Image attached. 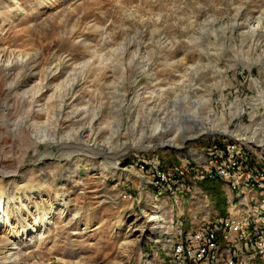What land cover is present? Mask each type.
Instances as JSON below:
<instances>
[{"label": "rangeland", "instance_id": "1", "mask_svg": "<svg viewBox=\"0 0 264 264\" xmlns=\"http://www.w3.org/2000/svg\"><path fill=\"white\" fill-rule=\"evenodd\" d=\"M236 18L241 23L240 31L248 30L247 23H257L258 18L264 24V0H0V51L32 53L39 49L37 70L43 75L55 58L66 59L67 73L59 80L54 78L55 83L66 79L74 68L78 70L93 56L115 53L120 43L130 39L141 40L144 50L155 52L149 67L153 76L135 75L132 71L136 69L127 65L132 71L127 70L124 77L109 68L99 77L93 72L79 78L74 92L68 89V96L63 94L62 101L57 97L51 102L49 122L45 113L38 112V105L46 102L44 96L30 114L26 99L14 95L6 98L0 91V103L8 99L11 107H6L4 113L0 111V120L9 125L8 130L14 135L12 139L2 140L0 146L4 149L0 173H8L7 177L0 174V191L17 199L9 212L10 222L15 229L24 228L33 219L36 222L52 211L41 239L28 237L14 248L6 235L0 237V264H145L139 248L151 264H158L159 259L163 264L171 263L170 253L166 251L157 258L149 256L152 246L167 240L165 234L152 235V226L145 227L144 235L138 230L147 220L145 212L150 211L152 202L166 199L164 192L152 183V170H140V160L159 155L161 167L162 163L168 165L178 160L205 165V150L222 144L239 153L242 149L244 152L240 154H254L255 158L264 160V151L258 144L239 141L227 133L202 134L188 140L182 148L163 146L157 140L149 144L153 124L160 120L165 125L168 117L178 113L171 100L180 92L197 100V104L212 95L210 107L204 102L200 108L204 116L212 108L219 117L222 109H226V121L220 122L217 115H210L211 120L219 121L221 128L227 123L230 130L247 127L242 129L245 133L253 125L252 108L246 106L241 117L232 118L234 109L230 107L239 97L249 100L258 96L251 78L264 86V63L247 65L234 56L231 44H240L242 38L223 35L222 26L237 29L232 25ZM259 37L264 41V35ZM161 38L177 43L178 49L170 52L160 48ZM191 38H197L196 43H191ZM137 47L132 40L128 54L123 56L125 61ZM220 52L218 60L216 54ZM185 54V62L190 66L196 65L200 54L202 64L206 65L199 74L193 71L189 76L192 81L187 82L191 86L186 88L181 83L186 77L181 74L189 65H177L175 70L163 65L165 56L173 60ZM159 90L167 100L162 112L155 106L158 101H154ZM52 92L48 88L45 94L48 97ZM65 99L69 104L63 108ZM177 106L185 109L183 104ZM138 114L140 120L134 124ZM33 120L44 124L46 133H50V139L44 138L40 147L36 145L40 139L37 142L27 136L21 139V134L14 132L21 126L25 131ZM212 124L209 122V126ZM89 126L95 131L91 134V151L82 140L74 139L82 132L87 139ZM260 136L264 138V131ZM194 152L201 154V159ZM86 154L94 159L88 164L77 162ZM177 165L180 164L165 170ZM128 168L139 171L147 182H140L132 175H120V171ZM196 169L195 164L185 168L197 177ZM201 178L206 177L201 175ZM36 191H41V195L36 198L27 195ZM24 194L28 198L18 197ZM18 208L22 210L17 211Z\"/></svg>", "mask_w": 264, "mask_h": 264}, {"label": "bare ground", "instance_id": "2", "mask_svg": "<svg viewBox=\"0 0 264 264\" xmlns=\"http://www.w3.org/2000/svg\"><path fill=\"white\" fill-rule=\"evenodd\" d=\"M247 18H249V17H247ZM240 19H242V18H240ZM232 20H234V19H232ZM234 21H235V23H233L232 25L235 27L237 26L238 27L237 29L236 28L232 29V27H228V26L227 27L222 26L223 35H227V36L229 35L230 37L232 35L233 36L236 35L237 37L242 38L240 41V44H237V43H235L234 45L231 44L234 56L241 58L243 61L248 63L247 65H253V64L263 65L262 63H264V41L262 39L260 40V37H259L260 34L264 35V24L262 23L261 18L260 19L258 18V22L256 21L257 23H255L254 21H251V20H250L251 22H248V23L246 22L247 26H248V30H246V31H240L241 23L238 22L237 18ZM204 31H206V30H204ZM213 34L219 36L217 31H213ZM132 40L134 42H136L138 47H137V49L132 51L133 53L130 57H129V55H127L129 57V59L125 61L123 56L129 51V45L132 43ZM132 40L130 39L128 42H124L122 44L120 43L119 46L114 49V50H116L115 53L113 51L110 55L93 56L92 60H88V61L83 62L82 66L78 70L74 68L73 69L74 72L69 73V75L66 77V79H62L60 83H55V81L53 79L55 78V79L59 80L66 75L67 72H66L65 66H64L65 64H67L66 59H64V58L62 59V57L55 58L54 64H52L51 66L46 68V69H48V71L47 70L44 71V75H43V73L40 70H37L38 66L40 65V63L38 61V59H39V53L38 52H40V51H38L39 49L35 52H32V53L25 52L24 50L19 51L18 53H13L10 51H9L10 53L7 51H0V91H1V93H4L6 95V98L14 95V96H18L20 98L26 99V101L30 103V105H29V108H30L29 113L30 114L32 112L31 110H34L35 105L39 103V98L44 96V99H46V102L38 105V107H39L38 112H41L42 114L45 113L48 117L47 120L49 122L51 119V115L48 111H50L52 109V105H51L52 103L51 102H53L55 99H57V97H58V99L61 97V101H62V95L63 94L67 95V92L69 90H71V92L72 91L74 92V90L76 88V84H75L76 81L79 78L83 77L84 75H86L85 76V78H86V77H88L87 76L88 74L95 72L96 77H99V75L102 73L104 74L107 69L113 68L115 70L114 73L115 72L120 73L121 76L124 77L128 71H132V70H129L130 68L127 69V67H128L127 65H130L129 67H131V69L132 68L136 69L135 71L134 70L132 71V72H134L135 75L139 74L138 76H140L142 74H147L148 76H153L154 73L149 69V67H150V62L153 59V56L155 55L154 54L155 52L152 51L153 49L152 50L149 49L151 52L146 51L147 48L144 50L145 45L143 44V42L141 40H136V38L132 39ZM199 40H201V36L199 37ZM196 41H197V38H191L190 39L191 43H193V42L196 43ZM158 45L160 48H162V47L167 48V50L170 52L176 51L178 49L177 43H175V42H173L167 38L166 39L161 38L159 40ZM221 49H222V47H221ZM203 50H201V51H203ZM204 52H205V50H204ZM186 54H185V56L183 55L181 58H176V59L174 58L173 60H168L169 58H167V56H165L166 59H164L163 65H165V67L171 68L172 70H175L177 65L178 66L179 65L185 66V64L188 63V62H185ZM201 55L202 54H200V58L197 59L198 62L195 63L196 64L195 66H190L189 64H187L189 66L185 67L184 73L183 74L180 73L183 76V78L186 77L181 82L185 88L191 86L187 82L192 81L189 78V76L193 73V71L195 72V74H199L200 70H203L206 68V65L202 64V58L203 57ZM187 56H188V54H187ZM216 56H218V60H219L221 58V52L217 53ZM191 64H193V63H191ZM41 70H42V68H41ZM43 70H45V67ZM176 72H177V70H176ZM138 76H136V78ZM251 79H252L253 85L255 86V88L257 90L258 96L257 97H255V96L251 97L249 100L247 97H244V98L239 97L236 99V101H234L232 103V105L230 107V109H234V111L231 112L232 118L241 117L246 112V106H249L250 108H252L250 113H251L252 120H254V121H253V125L248 127L247 132L243 133V131H242V129L247 128V127L235 129V130H230L229 126L227 125L228 124L227 122H226L227 124H225L226 126H223L221 128L219 125V121L215 122L216 121L215 119L211 120L210 115L211 116L217 115L220 122L226 121L225 120L226 119V109H224V108L221 111V117H219V115H218L219 113H216L212 108L209 111L211 114L209 113L206 116L202 115L203 109H201L202 108L201 104L204 102H207L206 104L210 107V104H212V95H210L209 97H207L203 100H200V102H198V104H197V102H196L197 100H192V97L186 96L182 92H180L179 94L176 93V95L174 96V99L171 100L172 104L176 106L175 111H177L178 113H175V115H171L170 117H168L166 119L165 125L162 124L163 121H160V120L156 121V122L154 121L155 123L153 124L152 130L149 133V136H150L149 137L150 139L148 138L149 144L152 142H155V140H157V141H159L160 145L162 144L163 146L167 145V146H172V147H176V148L177 147L182 148V147H184L185 143L188 140H190L192 138H196L202 134H216V133L226 134L227 133V134L234 136L239 141H242V142H245L248 144H250V143H252V144L255 143L256 145L258 144L257 146L260 147L264 151V138H262L260 136L261 132L264 131V118H263V114H264V86L262 85V83L259 80L254 79V78H251ZM120 82L121 81H119V83ZM48 88H51V90H53V92H52V94L48 95V97H47L45 93L48 92ZM71 92H70V94H71ZM158 93L159 94L154 97V101H158V105H155V106L160 108L159 111L162 112V110L164 109L163 103L166 102L167 100L164 97L165 93H163V91L159 90ZM58 95H60V96H58ZM72 95L73 94H71L70 97ZM167 99H168V97H167ZM221 100L224 101V97L222 94H221ZM4 102L0 103V111L2 113L5 112L6 107H9V109L11 108L10 107V100L6 99ZM68 104H67V101L65 99L61 105L63 106V108H66V105H68ZM179 104H183L185 109L181 110L179 108V106H177ZM144 105H149V104H144ZM255 109H260V110L256 111ZM163 114L165 115V117H167V113H163ZM4 116L5 115L3 114V117ZM69 116H67V117H69ZM55 119L58 120V116ZM68 119H70V118H68ZM138 119H139V114L137 115V118L134 121V124L139 122L140 119L139 120ZM1 120H0V146H1L2 140L7 141V138L12 139L11 136H14L11 133L12 131L8 130L9 125L5 124V122H2ZM33 121L29 125V127H26L25 131H24V128L21 126V127H19L20 129L16 128L14 132L19 133L18 135L21 134V136H19L21 139L25 138L26 136L30 137L31 140H33V141L36 140V142H37V139H40L41 142L36 143L37 147H40L41 143L44 142L43 139L45 138L47 140V136L49 138L50 133L49 134L46 133L47 131H45V130L47 129V127L44 124H41V123L39 124L38 122H36V121L33 122ZM183 121H185V122H183ZM198 121H200V124ZM209 122H213V124L209 126ZM191 123L193 125H191ZM197 124L199 126L198 128H197ZM108 125H110V123ZM135 126H132V127H135ZM173 127H174V129H171ZM240 127H242V125ZM93 132H95V131L92 129V127H90L89 131L86 133L87 139L84 138V135H85L84 132H82L81 134L78 135V137H77L78 139L75 137H74V139H76L77 141L82 140L85 144V147L87 146L88 149H90V151H91L92 147L90 146V143L92 141L93 135H91V134ZM141 135H144V133H142ZM142 137L144 138V136H142ZM54 139H56V136ZM178 141H182V142L179 143ZM156 145L158 146V144H156ZM97 147H99V146H97ZM147 147H149V146H147ZM218 148H223L224 150H233L230 147V145H225V146L224 145H218ZM3 154H4V149L0 148V160L3 159L2 158ZM200 155L201 154L194 152V156L197 157V159H199V158L201 159ZM241 155L247 156L248 154L243 153ZM208 156H209V161L205 165H203V169H211L212 167H214V164L222 163V155L221 154H214V148H210L208 150ZM158 158H159V155H154L152 158L141 159L140 160V170L143 171V170H146L147 168L151 169L152 173H153V176H151L152 183L154 184V186L159 191L164 192V191H166V189L159 188V174H161V175H174L176 173H180L182 171H185L186 166L180 164V165L173 167L174 169H171L172 171L171 170H165L161 167V163H160ZM91 159H94L93 156L90 154H86L85 157H83V160L79 159L77 162H79V163L85 162L86 164H88L89 162H91ZM245 163H247V159H237V161L234 162V169H238L239 166L244 165ZM0 164H2V163L0 162ZM77 165H79V164H77ZM105 168H106V170H108L107 167H105ZM109 169L111 171V168H109ZM192 169H194V167ZM112 171H113V168H112ZM1 172L2 173H0V174L2 177H7L6 174H8V173H5L4 171H1ZM119 173H120V175H126L128 177H130L132 175L133 177H137L138 179H142L143 181L147 182L144 179L145 178L144 175L140 174V172L139 171L137 172L135 169H133V171L132 170L130 171V169L126 170L124 172L120 171ZM182 179H183V175H179V186L182 183ZM224 180H226L227 182L228 181L231 182V179H224ZM234 180H238V175H237V178H235ZM230 182H228V183H230ZM251 185H252V187H255L256 182L253 181ZM184 186L187 188H191L192 184H191V182H187L184 184ZM174 189H176V188H169V189H167V191H172ZM41 193H42L41 191H39V192L36 191V193H34V194L28 193L27 195H31V197L33 196L32 198H36L37 196L41 195ZM27 195H25V194L22 196L18 195V197H22V199H23V197L25 196V198H28ZM15 199L16 198H12L11 196L9 197L8 195H5L4 193H2L0 191V237L6 235L8 243H11V245H14V248H15V245H21V243L25 239H30L28 237H31V239H33L34 236H37L41 239L42 234L45 232V229L48 226L47 223H49V221H51L50 220L51 217H49V216L52 214V211H50L47 213V216L45 214V216H43L42 218H39L36 222H34V219H33V221L30 224H28L27 227L15 229L13 227V225L11 224L10 217H9L10 209L16 203L14 201ZM152 203L153 204H152V207L150 208V211L145 212V214L147 216V220L143 224H147V225H143V224L140 226L136 225V226H139L138 230H141L143 235L145 234V231H146L145 227H151L152 226V230L154 232V233H152V235H155L158 232H163L165 230H169V226L167 225V221H166L167 219L161 218V216H159V214L157 213L158 210L162 209V207L164 206L163 203L161 201H154ZM21 210H22L21 208H18L17 211H21ZM61 213H62V210H61ZM260 218L264 219V216L260 217ZM228 222L239 223L240 221L231 219ZM250 224H252L251 221H248V223L246 224V228L250 227ZM261 225L264 226V221L261 222ZM87 228L88 227L86 226L85 229H87ZM177 231H181V238H180V236H176L175 238L172 239L173 250L171 253V263L170 264H181V263L182 264H194V261L192 259H190V256L189 255H183L181 250L189 249V241H193L194 239H203V232L195 231L193 233H186L182 227H177L175 235H177ZM199 231H201V230H199ZM150 237H152V236H150ZM261 242H264V229L262 227H260V233L259 234H257V231H256V235L252 231H250L248 234H240V236L235 237V239H232V246L237 247V248L246 247L247 251H255L256 247H258L261 244ZM214 246H215L217 252H227V250L226 251L220 250V248H221L220 238L214 239ZM139 250H140V254L143 257V261L146 262L145 264H150L148 262V260H145L142 248H139ZM9 251H8L9 254L7 253L8 256L11 254V250H9ZM251 255L252 254H246L245 258H240L236 264H247V263H249L248 258H250ZM261 255H264V247H263V252Z\"/></svg>", "mask_w": 264, "mask_h": 264}, {"label": "crops", "instance_id": "3", "mask_svg": "<svg viewBox=\"0 0 264 264\" xmlns=\"http://www.w3.org/2000/svg\"><path fill=\"white\" fill-rule=\"evenodd\" d=\"M242 152L244 151L240 149V153ZM203 155L204 164H206L209 161L208 149ZM175 164L184 166L195 164L197 166L196 175L200 179L196 182L194 175L186 174L180 185L182 187L162 193L163 198L166 199L161 201L164 206L157 213L167 219L169 230L163 231L167 240L164 241V244L161 242L155 247L152 246L150 252L148 251L149 256L154 255L157 258L161 254L165 255V251L171 256L172 239L176 237L177 227H182L186 233H193L214 228L217 223L234 219L240 222L246 220V224L251 221L252 224L248 228L252 229L255 227V221H258L256 218L264 216V160L251 157V160L249 159L247 163L239 166L238 170L241 171H237L238 180H234L233 188L232 181L228 183L224 179L208 178V176L201 178V175H204L202 163L188 161L180 163L178 160L168 165L162 163V168L170 169ZM141 181L142 179H140ZM253 181L256 182L255 187L251 185ZM187 182H191V188L184 186ZM260 227L264 229L261 223ZM252 232L256 235V231ZM160 233L162 232L157 234ZM220 235L222 237L220 238V250L226 251L227 244L223 243V235ZM248 259L250 260L249 264H264V255L252 254ZM151 263L152 261H150ZM157 263L163 264L161 259Z\"/></svg>", "mask_w": 264, "mask_h": 264}, {"label": "built area", "instance_id": "4", "mask_svg": "<svg viewBox=\"0 0 264 264\" xmlns=\"http://www.w3.org/2000/svg\"><path fill=\"white\" fill-rule=\"evenodd\" d=\"M210 148H214V154L222 155V163L214 164L211 169H204V175L208 178H216V174L220 176V179H231L232 188L234 179L237 178L238 169H234V162L237 159H250L254 157V154L250 156H242L237 150H224L218 148V145H213ZM191 174L194 175L192 170H185L174 175H161L159 174V188H180L179 175ZM195 176V175H194ZM196 182L200 177H196ZM254 228H246V220L239 223H231L222 221L217 223L214 228L201 230L203 232V239H194L189 241V249L181 250L183 255H189L190 259L194 261V264H236L240 258H245L246 254L261 255L263 252L264 242L256 247L255 251H247V248H237L232 246V239L240 236V234H248L250 231H257L260 233V223L264 221L263 218H256ZM223 243L227 244V252H217L214 246V239L222 238ZM181 238V231H177V235ZM182 264V263H181Z\"/></svg>", "mask_w": 264, "mask_h": 264}, {"label": "water", "instance_id": "5", "mask_svg": "<svg viewBox=\"0 0 264 264\" xmlns=\"http://www.w3.org/2000/svg\"><path fill=\"white\" fill-rule=\"evenodd\" d=\"M172 149H173V148H172ZM175 150H176V149H175ZM216 178H218V179H219V178H220V176H219L218 174H216Z\"/></svg>", "mask_w": 264, "mask_h": 264}]
</instances>
